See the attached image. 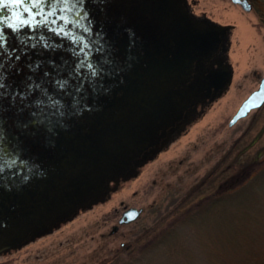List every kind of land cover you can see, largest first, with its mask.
I'll return each instance as SVG.
<instances>
[{"label": "flooded vegetation", "instance_id": "obj_1", "mask_svg": "<svg viewBox=\"0 0 264 264\" xmlns=\"http://www.w3.org/2000/svg\"><path fill=\"white\" fill-rule=\"evenodd\" d=\"M226 1L240 13H252L255 29L264 36V0ZM197 4L198 0H84V23L91 35H81L93 45L90 59L103 68L95 83L80 92L70 88L61 112L45 109L46 118L39 125L28 123L18 99L12 103L11 89L0 92V146L16 158L14 167L0 172V244L10 247L11 241L19 243L88 208L84 203L98 198L90 180L102 172L101 157L111 150L116 134L123 139L131 135L136 145L143 144L140 155L129 161L133 165L148 150H161L187 131L201 108L227 90L233 78L228 54L235 24L204 9L197 11ZM11 11L6 8L0 15ZM107 22L118 34H109ZM18 37L32 43L45 38L54 41L57 50L26 49ZM0 39L8 41L5 51L16 47L20 57L9 62L0 52L5 84L10 72L17 81L30 76V66L37 62L55 76L50 61L61 67L76 59L69 40L43 28L13 32L0 22ZM220 66L230 71L229 80L210 96L201 94L198 85ZM81 75L87 77V71ZM119 92L129 95L124 105ZM187 100L193 104L187 105ZM122 224H113L110 234Z\"/></svg>", "mask_w": 264, "mask_h": 264}, {"label": "rangeland", "instance_id": "obj_2", "mask_svg": "<svg viewBox=\"0 0 264 264\" xmlns=\"http://www.w3.org/2000/svg\"><path fill=\"white\" fill-rule=\"evenodd\" d=\"M195 8L235 24L228 54L233 78L227 90L203 106L198 119L165 148L148 150L133 165H121L120 172H98L99 195L84 203L88 208L1 250L0 264H108L125 259L136 252L137 243L158 237L191 208L236 188L264 167V103L229 124L264 75V36L254 27V15L238 12L231 2L198 0ZM140 153L131 151V156ZM130 207L142 209L137 220L121 223L110 234L121 212ZM181 232L180 242L192 249V259L183 264H210L192 229ZM226 256L236 264L233 255ZM160 259L177 264L165 255Z\"/></svg>", "mask_w": 264, "mask_h": 264}, {"label": "snow or ice", "instance_id": "obj_3", "mask_svg": "<svg viewBox=\"0 0 264 264\" xmlns=\"http://www.w3.org/2000/svg\"><path fill=\"white\" fill-rule=\"evenodd\" d=\"M11 8L9 16L0 15V22L7 24V29L13 32L28 28L33 32L40 28L46 29L53 37L67 39L75 47L73 55L76 59L70 64L57 67L50 61L56 71L54 76L44 70L40 62L30 66L31 75L22 80L13 79V73L8 74L9 83L4 82V73L0 72V92L5 88L11 89L12 103L17 99L20 102V111H25L29 117V124H42L46 118L45 109L53 110V114L61 112L65 106L64 97L70 95L69 89L75 88L77 92L85 89L86 85L95 83V78L103 72L96 61L90 59L93 45L86 41L81 33L91 35V28L84 23L87 12L84 0H0V13ZM11 21V22H9ZM20 44L26 49H35L41 46L45 50L56 51L55 43L41 38L36 43L18 37ZM8 41L0 39V52L9 62L20 57L16 47H5ZM10 53V54H9ZM0 67H3L0 61ZM87 71V77L81 71ZM35 109V110H33ZM27 127V125H24ZM16 158L8 156V150L0 146V172L4 167L15 166Z\"/></svg>", "mask_w": 264, "mask_h": 264}, {"label": "trees", "instance_id": "obj_4", "mask_svg": "<svg viewBox=\"0 0 264 264\" xmlns=\"http://www.w3.org/2000/svg\"><path fill=\"white\" fill-rule=\"evenodd\" d=\"M263 189L264 167L236 188L191 208L158 237L137 243L136 252L125 259L108 264H164V255L183 264L192 259V249L180 242L183 228L192 229L210 264H234L226 255H233L236 264H264V208L259 205Z\"/></svg>", "mask_w": 264, "mask_h": 264}, {"label": "water", "instance_id": "obj_5", "mask_svg": "<svg viewBox=\"0 0 264 264\" xmlns=\"http://www.w3.org/2000/svg\"><path fill=\"white\" fill-rule=\"evenodd\" d=\"M246 8H248V6H246ZM106 26L108 28L109 34L110 33L113 35L118 34V31L115 28L108 26V22L106 23ZM112 46H113V43H111L110 47H112ZM109 48H108V46L106 47L107 51L109 50ZM212 71H211L212 74L210 73V75L207 76V80H205L202 83V85H198L199 88H197V89L201 90L200 91L201 94L210 96L213 89L217 90V89L223 88L225 83L230 78V71H228L225 66L224 67L220 66L218 68L216 67ZM187 88L194 90L195 86H187ZM211 88H212V90H211ZM119 93H121V92H119ZM128 96L129 95L127 93H123V94L121 93L120 97L122 100H121L120 104L124 105V103L127 102V100H128V98H127ZM192 102L193 101L187 100V105L191 106L193 104ZM263 103H264V75L262 76V78L260 80L258 88L253 90L242 101V103L239 106V108L237 109L236 113L231 117L229 124H233L237 119L245 116L251 109L257 108V107L261 106ZM88 115H90V114H88ZM100 115L101 114L97 115V118H99ZM114 137H115V143L111 146L112 148L108 153L110 155L107 156L108 155L107 154V155L101 157V158H104V159H102V162H101L102 171L107 172L108 170H112V171L115 170V173H116V170H117V172H118L120 170V168L122 167L121 165H125V166L128 165V162L132 158L131 151H132V153H137V151L143 149L142 148L143 144L136 145L137 143H134V139L131 138V135H126L125 139L121 138L120 134H116ZM130 141H133L132 143L135 146H133V144H131ZM32 153H34V152H32ZM94 179H91L90 181L93 183V185L95 187L96 180H94ZM97 193L99 195V191ZM141 210H142L141 208H136V207H130V208L126 209L123 212L119 222L120 223L129 222V221L135 219L138 216V214H140ZM13 242L14 241H11V243H12L11 246L17 243L16 241L14 243ZM5 247H9V246L5 245V244H0V251H1V248H5Z\"/></svg>", "mask_w": 264, "mask_h": 264}]
</instances>
